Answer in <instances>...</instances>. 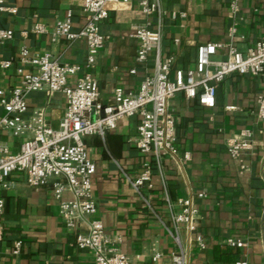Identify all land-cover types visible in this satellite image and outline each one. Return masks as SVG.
I'll return each instance as SVG.
<instances>
[{
  "label": "crops",
  "instance_id": "0c3cea01",
  "mask_svg": "<svg viewBox=\"0 0 264 264\" xmlns=\"http://www.w3.org/2000/svg\"><path fill=\"white\" fill-rule=\"evenodd\" d=\"M83 1L11 0L17 11L0 13V27L14 32L13 39L0 43V59L13 62L10 68H0L1 89L10 94L20 83L18 69L37 72L36 66L20 61L23 47L30 55L50 53L62 64H85L84 39L52 40L51 36L56 20L65 18L69 10L73 29L82 26ZM161 2L166 11L161 52L163 56H175L173 80L177 69L185 71L195 66L198 44H222L217 58H225L226 45L230 42L245 51L264 34V0H240V10L235 16L230 12L229 0ZM146 21L137 0H132L111 6L108 18L100 23L104 46L95 66L84 70L98 80L103 103L113 101L117 86L137 91L146 73L153 71L154 54L147 67L136 62L139 41L133 31ZM150 21L156 25L157 17ZM37 24H43L47 32H33ZM176 39H179L177 44ZM131 68H136L137 73L131 74ZM261 95H264V74L233 73L218 84L214 108H205L196 99L188 100L182 91L171 99L176 116V141L181 152H190L191 159L180 164L164 156L165 183L173 201L194 198L199 208L197 232L206 241L200 247L184 239L187 264H237L243 259L249 264H264V120L256 112ZM27 101L25 119L42 111L51 126L59 125L66 107L64 93L49 95L44 90L32 91ZM3 114L0 104V118ZM138 123V116L126 117L104 136L84 137L96 165L93 176L96 217L116 245L128 254L131 264H171L169 255L177 247L167 230L170 222L162 178L155 173L154 187L142 188L140 192L131 183L150 159L133 142ZM245 129L252 132V148L234 158L228 151V142ZM23 139L9 129L0 131V142L11 153L20 150ZM199 192L206 196L198 198ZM0 197L5 200V210L0 215V229L4 232L0 259L4 264H97L94 252L76 245L75 233L61 217L50 186L34 188L24 172L14 171L8 187L0 188ZM229 238L243 240L247 245L232 246L227 242ZM17 241L21 242V250L13 254ZM156 252L163 257L153 262Z\"/></svg>",
  "mask_w": 264,
  "mask_h": 264
},
{
  "label": "built area",
  "instance_id": "2783aa9c",
  "mask_svg": "<svg viewBox=\"0 0 264 264\" xmlns=\"http://www.w3.org/2000/svg\"><path fill=\"white\" fill-rule=\"evenodd\" d=\"M132 0H84L82 4L83 24L73 29L72 12L69 10L63 19H57L51 33L52 40L84 39L87 44L85 64H62L50 53L30 55L26 47L21 49L20 61L37 67V72H24L18 69L20 83L10 94L0 88V104L4 114L0 118V131L9 129L14 136L23 137L20 150L11 153L0 142V188H7L12 172H24L28 183L34 188L50 186L52 197L58 201L60 215L66 225L75 233V243L79 248L94 252L97 264H131V260L106 232L103 222L96 217L97 202L93 195V176L96 165L89 156L84 137L104 136L117 128L118 122L126 117L138 116L139 123L133 142L138 151L150 157L144 163L143 171L131 183L140 192L142 188L152 189L155 173L162 178L164 200L170 226L167 228L177 250L169 255L171 264H187L188 256L184 249L186 242H196L200 247L206 244L202 234L197 232L199 208L193 197H182L173 201L165 183L163 157L168 156L178 163L191 159L190 152H181L176 141V116L171 99L183 92L188 100L196 99L205 108H214L218 84L229 74H264V34L241 51L234 42L227 44L225 58H217L222 44L203 42L197 46L194 67L185 71L177 69L175 79L171 78L175 56L162 55L164 37V16L161 0H137L142 14L147 18L144 24L133 31L139 45L136 62L147 67L151 54H154V68L146 73L137 91H126L117 86L113 90V101L103 103L100 99L99 82L90 71L97 62L104 46L105 36L100 32V23L108 18L113 5ZM240 0H229L233 16L240 10ZM11 0H0V13H15ZM157 17L156 25L150 18ZM175 17V14H173ZM182 16H185L182 13ZM33 32L45 33L46 27L37 24ZM11 29L0 27V43L13 39ZM179 43V39L175 40ZM13 62L0 59V68L7 69ZM137 73L136 68L129 70ZM44 90L53 95L64 93L66 107L57 127L51 126L44 112L36 111L30 119L23 117L28 110V94ZM234 109L235 106H229ZM257 116L264 120V95L257 100ZM252 132L242 130L228 142V151L234 158L252 148ZM206 194L199 192L198 198ZM5 200L0 197V215L4 213ZM86 224V227L83 224ZM185 233L186 237H183ZM4 232L0 229V242ZM232 246H246L240 239L229 238ZM21 242L14 244L12 253L18 254ZM163 254L156 252L153 262H158ZM0 264H4L0 259ZM237 264H249L246 259Z\"/></svg>",
  "mask_w": 264,
  "mask_h": 264
}]
</instances>
